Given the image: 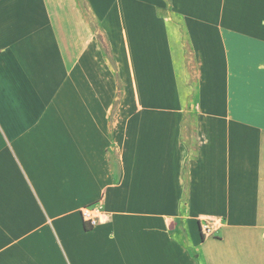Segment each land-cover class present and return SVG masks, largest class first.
Instances as JSON below:
<instances>
[{
    "label": "crops",
    "instance_id": "crops-1",
    "mask_svg": "<svg viewBox=\"0 0 264 264\" xmlns=\"http://www.w3.org/2000/svg\"><path fill=\"white\" fill-rule=\"evenodd\" d=\"M0 264H264V0H0Z\"/></svg>",
    "mask_w": 264,
    "mask_h": 264
},
{
    "label": "built area",
    "instance_id": "built-area-1",
    "mask_svg": "<svg viewBox=\"0 0 264 264\" xmlns=\"http://www.w3.org/2000/svg\"><path fill=\"white\" fill-rule=\"evenodd\" d=\"M81 215L88 226H95L108 217V212L103 208L102 199L93 204L85 205L81 208ZM200 230L203 236H211L220 226L221 220L213 217L200 219Z\"/></svg>",
    "mask_w": 264,
    "mask_h": 264
}]
</instances>
